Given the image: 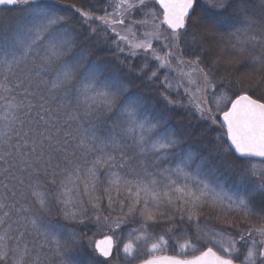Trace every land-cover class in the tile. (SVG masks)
I'll return each instance as SVG.
<instances>
[{
	"label": "snow or ice",
	"instance_id": "1",
	"mask_svg": "<svg viewBox=\"0 0 264 264\" xmlns=\"http://www.w3.org/2000/svg\"><path fill=\"white\" fill-rule=\"evenodd\" d=\"M200 3L0 0V264H264V0Z\"/></svg>",
	"mask_w": 264,
	"mask_h": 264
},
{
	"label": "trees",
	"instance_id": "2",
	"mask_svg": "<svg viewBox=\"0 0 264 264\" xmlns=\"http://www.w3.org/2000/svg\"><path fill=\"white\" fill-rule=\"evenodd\" d=\"M68 2H79V0H68ZM196 12L203 13L209 18L217 21L221 29L225 31L232 28V26L236 24L238 20V18L235 16L234 13L231 12V10H229L228 13H223V14H217L215 11H209L204 5V0H201V3L197 5ZM137 17L138 19L143 18L142 14L140 13H136L134 15V18L137 19ZM104 48L105 50L98 52L97 55L106 59H111L110 53L107 51V46L105 45ZM213 58H214V53H209V57H208L209 63ZM142 62H143L142 58L140 60L135 61L136 64H141ZM135 72L136 69H133V76L135 75ZM227 72H231L232 78L235 79L237 75L242 74L243 69H241V72H236L233 69L227 67L226 65L221 64L220 67L217 69L215 78L219 80L220 77L226 76ZM226 82L227 81H225V83ZM133 83L134 85H140L139 90L142 91L145 95H150L158 98V86L155 83L149 84L146 80H144L143 82L140 80H133ZM172 123L180 128L182 134L186 137L187 143L193 144L194 146H199L200 143L204 142L199 140V134L200 132L204 131L205 126L203 125L197 126V121L188 119L182 110H177L176 115L173 116ZM189 125H191V127H189ZM210 135L214 136L215 133L214 132L210 133ZM216 224L217 223L213 220H208L207 222L203 220L201 221L202 226H206L210 229L213 228L211 225H216ZM131 226L134 227L135 225H131ZM78 230H80V232H84V230H94L97 232V228L94 222H86L85 224L80 225L78 227ZM124 231L126 235L128 228L126 227ZM93 233L94 232H90L88 233V235L91 236ZM97 238H99V236H97Z\"/></svg>",
	"mask_w": 264,
	"mask_h": 264
},
{
	"label": "rangeland",
	"instance_id": "3",
	"mask_svg": "<svg viewBox=\"0 0 264 264\" xmlns=\"http://www.w3.org/2000/svg\"><path fill=\"white\" fill-rule=\"evenodd\" d=\"M136 19V18H135ZM142 19V18H141ZM137 20H139L138 19V17H137ZM140 31H143V29H140ZM154 46H156V43L154 42ZM214 221V220H213ZM91 226V225H90ZM213 228H219L220 227V225H218V224H216V225H211ZM92 229V228H91ZM78 230V229H77ZM78 231H80V230H78ZM90 232H96V231H94V230H84V232L83 233H86V234H88V233H90ZM125 232V231H124ZM85 243H86V241H85ZM85 259H86V257H85ZM114 264H116V261H114Z\"/></svg>",
	"mask_w": 264,
	"mask_h": 264
}]
</instances>
